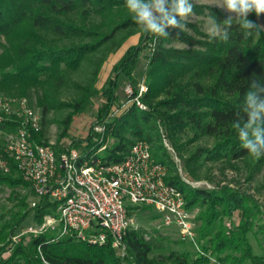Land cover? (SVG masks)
Masks as SVG:
<instances>
[{
    "label": "trees",
    "instance_id": "obj_1",
    "mask_svg": "<svg viewBox=\"0 0 264 264\" xmlns=\"http://www.w3.org/2000/svg\"><path fill=\"white\" fill-rule=\"evenodd\" d=\"M125 3L126 0H0V39L4 41L0 43V89L11 97L15 95L8 86L39 87L42 116L49 109L64 107L53 98L58 89L78 90V99L67 106L71 112L61 122V137L66 135L73 117L83 113L90 100L98 96L102 103L93 123L102 124V131L90 129L84 140L72 141L67 147L57 145L56 156L82 148L77 165L90 159L109 164L122 160L134 142H147L151 156L166 168L165 182L183 195L187 208L198 209L196 259L189 252L171 251L157 256L155 239L146 240L132 228L124 237L125 257L117 254L109 235L101 246L78 241L71 235L60 237L53 230L25 234L14 241L29 216L41 223L57 207L48 196L31 207L23 196L0 224V264H264V256L254 254L248 238L254 230L264 233V209L259 202L227 185L212 189L188 186L162 146L159 131V126L165 129L176 151L180 136L187 131L192 140L202 136L214 139L212 149H199L188 161H242L249 168V179L264 167V150L260 160L253 161L250 150L243 146L245 141L240 139L241 131H247V139L254 141L257 128L264 139V112L258 113L252 128H246L255 110L248 94H253L257 107L264 102V30L259 26L244 29L238 18H233L231 26L225 25L228 15L219 9L192 5L195 14L206 12L218 30L216 34L202 32L176 15L183 27L165 25V35L141 31L137 44L127 47L103 86L95 89L93 79L105 56L116 52L136 32L138 24ZM174 3L175 0H165L166 9L170 11ZM256 16L249 13L248 19L257 24ZM225 34L227 40L222 39ZM151 43L152 50L145 54L147 91L141 97L147 109L130 104L112 118L119 83L123 78H132L141 65L140 54ZM99 50L102 56L94 61L91 56ZM84 63L93 65L92 80L80 86L72 82L70 75ZM25 95L21 91L16 96ZM17 125L15 118L0 123V157L8 166L6 173L0 172V186L12 194L17 189L30 188L8 156L2 139ZM40 136L38 133L35 138L38 143ZM109 140L112 142L107 146ZM184 169L191 174L187 162ZM137 208L140 207H129V214Z\"/></svg>",
    "mask_w": 264,
    "mask_h": 264
},
{
    "label": "built area",
    "instance_id": "obj_2",
    "mask_svg": "<svg viewBox=\"0 0 264 264\" xmlns=\"http://www.w3.org/2000/svg\"><path fill=\"white\" fill-rule=\"evenodd\" d=\"M145 92L143 84L136 92L126 85L127 99L112 114L130 104L144 109L141 97ZM8 118H15L18 125L14 132L4 135L5 149L33 191L30 206L44 196L57 205L53 215L26 226L13 237L14 241L25 234L53 230L57 236L71 235L78 241L101 246L109 235L117 254L125 257L126 232L137 229L132 226L128 208L146 207L159 216L162 226H174L181 240L196 246L195 218L183 195L165 182L166 168L151 156L147 142H134L118 162L102 164L90 159L77 165L76 152L56 156L52 145L35 141L40 125L27 98L0 95V123ZM7 171V162L0 157V172Z\"/></svg>",
    "mask_w": 264,
    "mask_h": 264
},
{
    "label": "rangeland",
    "instance_id": "obj_3",
    "mask_svg": "<svg viewBox=\"0 0 264 264\" xmlns=\"http://www.w3.org/2000/svg\"><path fill=\"white\" fill-rule=\"evenodd\" d=\"M190 5H204L215 7L221 12L233 18H237L236 13H231L226 11V5L224 0H187ZM131 16L133 14L129 13ZM204 14H195L192 12L185 18H181L183 21L195 24L199 27L202 32L207 34H216L218 32L217 28L213 25L211 19ZM249 15V14H248ZM255 20L258 26L264 30V14H261L259 17L256 16ZM98 21V20H97ZM143 25H138L136 27V32L128 37L121 45V47L114 53H109L105 56L103 63L101 64L95 80L93 79V86L95 89H100L107 77L111 73V68L115 62L120 58L123 52L127 47L135 45L138 42L140 32L142 31ZM215 28V31H211ZM4 41L0 39V43ZM176 47H183L181 44H174ZM153 43L149 44L146 49L140 54V63L139 68L133 72L132 78H123L119 83V88L116 95L115 104L111 107V112L118 110L123 102L127 99L124 88L126 85L131 86L132 90L136 92L141 84L146 87V59L145 54L152 50ZM103 51V50H102ZM1 53V47H0ZM101 50L95 52L91 57L96 61L101 55ZM93 65L84 63L80 66L77 72H74L70 75L72 82L79 84L80 86L89 85L92 80ZM15 96L11 97H25L27 98L31 111L33 115L38 117L40 130L35 134V138L38 137V133L41 134L39 137V142L42 144H50L55 148L57 145L61 147L69 146L72 141L84 140L90 129L93 132L99 133L102 131V124H94V118L97 113L98 108L100 107L102 100L95 96L93 97L83 113L78 114L73 117L71 125L66 132L65 136H62V127L61 122L65 117L71 112L67 107L69 104H72L79 97V92L76 89L71 87H62L58 89L55 93L56 102L62 104L64 107L58 109H49L47 113L42 116L41 114V105L42 102V91L39 87L36 86H8ZM23 91L26 93L25 96H16ZM145 94V93H144ZM1 96H7V91L0 89ZM142 103V102H141ZM143 104V103H142ZM137 106V105H136ZM144 109L147 107L144 105ZM123 110V109H122ZM112 114V118L120 113ZM159 131L161 135V144L164 147L166 153L171 157L174 165L177 168V174L180 176L181 180L186 183L191 188H205L212 189L215 187L227 185L233 189H239L247 194L252 195L264 209V167L259 169L255 175L249 179V168L242 161H204L200 160L197 162L188 161L199 149L210 150L215 144L213 138L202 136L196 140H192V134L187 131L183 133L178 142L179 151H176L172 143L170 142L165 129L162 126H159ZM2 139H5V136H2ZM94 140V138L92 137ZM5 141V140H4ZM111 140L107 142V146L111 145ZM71 151L76 152V154L82 153V148H73ZM98 151H101L98 150ZM189 166L191 174H187L184 169V165ZM25 196L26 203L30 205V201L34 200L33 192L30 188L17 189L12 194L10 189L0 186V224L3 220L9 217L11 210L17 208L18 200ZM191 210L193 217L196 221V216L198 214L197 208H188ZM132 218V226L136 227L144 239H155L154 243L157 247L154 254L157 256H166L171 251L175 252H189L192 259H196L195 251L196 248L194 245L189 244L186 241L180 239L177 228L174 226L164 227L160 224V218L155 212L149 208L140 207L133 210L130 213ZM234 220L237 219L235 214ZM36 222L33 220L32 216H29L24 223L21 225V228L18 232L24 229L26 226L35 225ZM197 225V223H196ZM157 231V232H156ZM250 244L254 254L264 256V233H261L257 230H254L248 235ZM7 253L4 255L6 256Z\"/></svg>",
    "mask_w": 264,
    "mask_h": 264
},
{
    "label": "clouds",
    "instance_id": "obj_4",
    "mask_svg": "<svg viewBox=\"0 0 264 264\" xmlns=\"http://www.w3.org/2000/svg\"><path fill=\"white\" fill-rule=\"evenodd\" d=\"M224 4L226 11L236 13L238 22L244 29L252 30L258 27L254 21L248 19L249 13L254 12L258 17L264 14V0H224ZM125 7L129 13L133 14L132 19L138 25L144 26L142 32H150L153 35H165V25L183 27L182 24H178L175 16L185 18L193 11V6L188 4L187 0H175L170 11L166 9L165 0H126ZM232 23V16H228L224 21V24L228 26ZM211 31H215V28ZM222 39L227 40V35L225 34ZM248 99L255 110L251 113V120L246 128H252L258 120V113L264 112V102L257 107L252 93L248 94ZM253 135L255 140H248V132L241 131L240 139L245 141L243 146L250 150L253 161H259L261 151L264 150V139L261 138L258 128L254 130Z\"/></svg>",
    "mask_w": 264,
    "mask_h": 264
}]
</instances>
